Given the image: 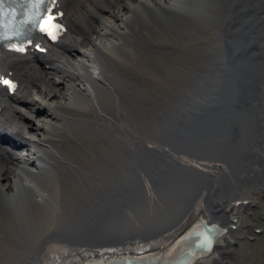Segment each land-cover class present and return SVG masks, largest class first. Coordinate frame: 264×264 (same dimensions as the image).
<instances>
[{
  "label": "bare ground",
  "instance_id": "6f19581e",
  "mask_svg": "<svg viewBox=\"0 0 264 264\" xmlns=\"http://www.w3.org/2000/svg\"><path fill=\"white\" fill-rule=\"evenodd\" d=\"M67 4L68 38L49 54L48 68L36 69L34 58L8 62L21 88L0 100V264H171L186 252L173 263L185 264L213 257L212 245L222 239L231 244L249 233L244 216L264 199V158L239 195L218 200L231 227L208 228V216L198 211L160 241L129 235L106 250L67 242H102L120 238L130 225L143 228L138 214L145 202L169 208L172 191L187 182L182 168L204 164L197 143L220 133L201 121L219 100L211 89L218 75L235 72H222L226 47L255 41L264 0ZM240 18L248 24L241 35ZM260 62L256 75L264 80ZM5 137L12 141L3 144ZM257 151L264 154V145ZM232 254L230 261L240 264Z\"/></svg>",
  "mask_w": 264,
  "mask_h": 264
},
{
  "label": "water",
  "instance_id": "95a60500",
  "mask_svg": "<svg viewBox=\"0 0 264 264\" xmlns=\"http://www.w3.org/2000/svg\"><path fill=\"white\" fill-rule=\"evenodd\" d=\"M258 18L259 32L255 36V41L245 39L242 45L226 47L228 55L222 60V72L225 67L230 70L235 69V72L224 78L218 75L216 83L212 86L211 95L214 97L219 95V100L211 103L209 116L205 118L207 122L201 121L210 124V128L217 127L220 133L217 131L214 134L207 133L195 146L196 154L204 160L203 166L197 171L182 168L183 177L187 182L181 184L182 189L180 187L172 191L169 208L162 205L154 208V201L142 205L141 208L145 210L139 211L138 217L142 218L144 214L143 228L130 225L121 237L119 236L120 238L112 240L107 238L108 240L102 242L96 239L82 240L79 241L80 243H93L99 246L108 242L114 245L138 234L146 238L160 236L191 218L190 213L204 191L205 202L212 207L210 201L212 202L215 193L221 196L225 191L224 198L230 197L231 187L247 186L245 177L254 178L258 175L260 170L258 167L262 166L261 159L264 158V154L257 151L264 145V80H260L256 75L254 64L256 61L264 63V40H262L264 17ZM241 22L243 25L238 31L245 28L243 21ZM241 33L239 32L240 35ZM253 44L256 45L257 52L251 57L249 53L252 49L248 48ZM239 57L242 58V62L240 69L236 70L233 67ZM262 67L264 68V64ZM217 186L219 187L216 188ZM176 194L178 202L173 201ZM174 203H176L175 207ZM173 213L175 218L171 219ZM148 226L151 231L147 230ZM135 229L141 230L142 233L135 232ZM179 259L180 257L175 260Z\"/></svg>",
  "mask_w": 264,
  "mask_h": 264
},
{
  "label": "rangeland",
  "instance_id": "374dc122",
  "mask_svg": "<svg viewBox=\"0 0 264 264\" xmlns=\"http://www.w3.org/2000/svg\"><path fill=\"white\" fill-rule=\"evenodd\" d=\"M165 57L172 59L170 51L165 52ZM155 63V62H154ZM161 66L158 65L159 69L162 72H166V66L160 63ZM257 207H253V209H248V213L252 214V218H257L259 220V216H264V201L258 203ZM252 220L251 231L258 228L261 229V233H255V238L253 240L243 239L239 243V248H234L238 255H236L241 264H264V222H258V220Z\"/></svg>",
  "mask_w": 264,
  "mask_h": 264
},
{
  "label": "snow or ice",
  "instance_id": "6c2138e0",
  "mask_svg": "<svg viewBox=\"0 0 264 264\" xmlns=\"http://www.w3.org/2000/svg\"><path fill=\"white\" fill-rule=\"evenodd\" d=\"M51 17L45 22L47 25H51ZM4 84L8 85L9 87H11V82L10 81H7V80H4L3 81Z\"/></svg>",
  "mask_w": 264,
  "mask_h": 264
},
{
  "label": "flooded vegetation",
  "instance_id": "af4514ba",
  "mask_svg": "<svg viewBox=\"0 0 264 264\" xmlns=\"http://www.w3.org/2000/svg\"><path fill=\"white\" fill-rule=\"evenodd\" d=\"M258 220V219H257ZM255 221H256V218H255ZM258 222H260L261 223V221L260 220H258ZM262 224V223H261Z\"/></svg>",
  "mask_w": 264,
  "mask_h": 264
}]
</instances>
